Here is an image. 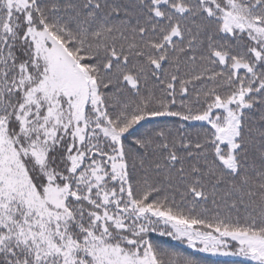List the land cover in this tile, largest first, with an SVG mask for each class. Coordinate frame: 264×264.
Masks as SVG:
<instances>
[{"label": "snow or ice", "instance_id": "obj_1", "mask_svg": "<svg viewBox=\"0 0 264 264\" xmlns=\"http://www.w3.org/2000/svg\"><path fill=\"white\" fill-rule=\"evenodd\" d=\"M202 253L264 264V0H0V264Z\"/></svg>", "mask_w": 264, "mask_h": 264}, {"label": "trees", "instance_id": "obj_2", "mask_svg": "<svg viewBox=\"0 0 264 264\" xmlns=\"http://www.w3.org/2000/svg\"><path fill=\"white\" fill-rule=\"evenodd\" d=\"M196 126H199L198 124ZM153 238L158 239L160 242L165 243L166 246L171 247L178 251H194L191 249H187V246L182 244L181 242L171 240L168 237H161L158 233H153ZM201 256L207 257V264H248L245 259L242 258H223V257H214L209 256L208 254H200Z\"/></svg>", "mask_w": 264, "mask_h": 264}, {"label": "rangeland", "instance_id": "obj_3", "mask_svg": "<svg viewBox=\"0 0 264 264\" xmlns=\"http://www.w3.org/2000/svg\"><path fill=\"white\" fill-rule=\"evenodd\" d=\"M215 257L242 258V257H234V256H215ZM242 259H244V258H242Z\"/></svg>", "mask_w": 264, "mask_h": 264}]
</instances>
